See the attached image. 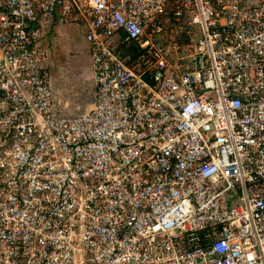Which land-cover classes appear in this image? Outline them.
Instances as JSON below:
<instances>
[{
  "label": "built area",
  "instance_id": "built-area-1",
  "mask_svg": "<svg viewBox=\"0 0 264 264\" xmlns=\"http://www.w3.org/2000/svg\"><path fill=\"white\" fill-rule=\"evenodd\" d=\"M0 264H264V0H0Z\"/></svg>",
  "mask_w": 264,
  "mask_h": 264
},
{
  "label": "rangeland",
  "instance_id": "rangeland-1",
  "mask_svg": "<svg viewBox=\"0 0 264 264\" xmlns=\"http://www.w3.org/2000/svg\"><path fill=\"white\" fill-rule=\"evenodd\" d=\"M65 35L70 36L72 47L68 43L61 45L60 55L56 51L60 45L52 43L48 50L51 53L49 56L50 78L53 90L56 91L59 110L63 114H69L89 109L92 104L94 86L92 61L87 52L88 45L84 35L78 30L65 31ZM60 40H64V36ZM68 49L69 54L64 56L63 51Z\"/></svg>",
  "mask_w": 264,
  "mask_h": 264
},
{
  "label": "crops",
  "instance_id": "crops-1",
  "mask_svg": "<svg viewBox=\"0 0 264 264\" xmlns=\"http://www.w3.org/2000/svg\"><path fill=\"white\" fill-rule=\"evenodd\" d=\"M65 31H76V29H73L72 27L71 28L70 27H68V28L67 27H62V28L57 29L56 31H53L50 34V36H49V39H48L47 44L45 45L46 46V49H47V53H48L49 56H50L51 53H50V50H48V48H49V45L52 44V43L53 44H56L58 46L60 45L59 48H57V50H56V51H58V54L59 55L61 54V52L59 51L61 45H67V43H68L72 47V44L70 42V36H66L65 35ZM63 36H64V40L61 41L60 39ZM68 48H70V47H68ZM54 52H55V50H54ZM67 54H69V49L67 51H63V55L64 56L67 55Z\"/></svg>",
  "mask_w": 264,
  "mask_h": 264
}]
</instances>
